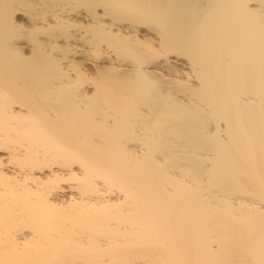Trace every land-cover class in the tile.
<instances>
[{"label": "bare ground", "instance_id": "1", "mask_svg": "<svg viewBox=\"0 0 264 264\" xmlns=\"http://www.w3.org/2000/svg\"><path fill=\"white\" fill-rule=\"evenodd\" d=\"M0 264H264V0H0Z\"/></svg>", "mask_w": 264, "mask_h": 264}]
</instances>
